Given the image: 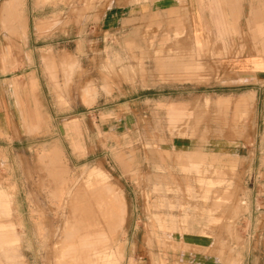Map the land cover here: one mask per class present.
I'll return each instance as SVG.
<instances>
[{
    "label": "rangeland",
    "instance_id": "1",
    "mask_svg": "<svg viewBox=\"0 0 264 264\" xmlns=\"http://www.w3.org/2000/svg\"><path fill=\"white\" fill-rule=\"evenodd\" d=\"M3 235L0 264H264V0H0Z\"/></svg>",
    "mask_w": 264,
    "mask_h": 264
},
{
    "label": "crops",
    "instance_id": "2",
    "mask_svg": "<svg viewBox=\"0 0 264 264\" xmlns=\"http://www.w3.org/2000/svg\"><path fill=\"white\" fill-rule=\"evenodd\" d=\"M7 4H9L11 7H12V3H7ZM3 10H4V12L7 14V13H11L14 9H13V7L11 8V10L10 11H5V5H4V8H3ZM253 65V64H252ZM244 103V99L243 98H239V99H237L236 100V102H235V104L236 105H241V104H243ZM51 158V157H50ZM51 162H52V166H53V172L54 173H56V174H58L60 171H61V168H60V166H59V164H58V162L52 157L51 159ZM108 204H109V206H108ZM106 206V207H105ZM108 206V207H107ZM105 209V210H104ZM98 212L101 214V215H103V216H105V217H107L109 220H111L113 217H114V215H115V212L117 211V208H116V206L113 204V203H111V202H109V201H106L105 203H103V205H101V206H99L98 207ZM115 210V211H114ZM106 211H107V213H106ZM112 211V212H111ZM105 212V213H104ZM103 213V214H102ZM7 235H3V236H0V237H6ZM4 249V250H3ZM3 250V254L5 255V256H9L8 254H10V252H9V249H8V251H7V249H5V248H1V251Z\"/></svg>",
    "mask_w": 264,
    "mask_h": 264
},
{
    "label": "bare ground",
    "instance_id": "3",
    "mask_svg": "<svg viewBox=\"0 0 264 264\" xmlns=\"http://www.w3.org/2000/svg\"><path fill=\"white\" fill-rule=\"evenodd\" d=\"M11 8H12V7H11L9 4H6V5H5V11H10ZM44 61H45V60H44ZM49 62H50V61H49ZM115 197H116V196H115ZM116 200H117V199H116ZM108 206H109V204H108ZM108 206H107V207H108ZM105 207H106V206H105ZM104 210H105V209H104ZM114 211H115V210H114ZM111 212H112V211H111ZM104 213H105V212H104ZM106 213H107V211H106ZM115 213H116V212H115ZM102 214H103V213H102Z\"/></svg>",
    "mask_w": 264,
    "mask_h": 264
}]
</instances>
